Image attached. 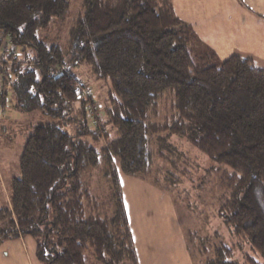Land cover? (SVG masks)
Wrapping results in <instances>:
<instances>
[{
	"label": "trees",
	"instance_id": "obj_1",
	"mask_svg": "<svg viewBox=\"0 0 264 264\" xmlns=\"http://www.w3.org/2000/svg\"><path fill=\"white\" fill-rule=\"evenodd\" d=\"M79 6L62 49L36 32L63 19L69 0H0V32L35 51L6 71V95L22 111L75 126L67 131L47 122L28 135L11 180V206L0 207V244L31 236L42 264H87V250L100 264H138L113 159L124 174L170 192L177 182L159 179L154 164L164 142L179 135L218 164L217 214L262 258L248 263L264 264V68L239 55L209 64L216 55L205 45L195 60L196 33L170 0ZM81 64L94 82L110 84L103 106L89 83L78 86ZM83 87L91 88L89 96L80 94ZM89 103L98 114L91 119ZM100 165L110 188L104 200L82 177ZM189 236L192 256L234 264L226 243L200 239L199 246Z\"/></svg>",
	"mask_w": 264,
	"mask_h": 264
},
{
	"label": "rangeland",
	"instance_id": "obj_2",
	"mask_svg": "<svg viewBox=\"0 0 264 264\" xmlns=\"http://www.w3.org/2000/svg\"><path fill=\"white\" fill-rule=\"evenodd\" d=\"M79 11V0H69V7L66 16L63 19L53 18L47 26L39 28L36 32L38 40L45 45L57 44L63 49L66 45V39L68 38L69 25L79 14ZM196 37L198 41L192 43L191 47L193 53L192 56L195 57V60H197L196 56L200 55L205 49V46L209 50H212L209 46L200 44V37L197 34ZM18 50H20L21 57H23L24 54H27L28 60L35 53L34 49L28 46H24L23 48L18 47ZM222 60L223 59L217 56L214 61H210L209 64H219ZM75 70L78 71V75L86 83H89L93 87L97 101L103 106L104 102L107 100V90L110 84L104 83L101 80L94 82L91 78L92 76L89 69L84 64L76 67ZM4 99L6 110H8L11 115V111L14 109L11 92H8ZM166 107L167 105L164 106L163 109L166 110ZM20 113L23 115V119L16 121L18 129L13 130L16 138H14L13 135L7 137L2 134V136L7 137V143L9 144V148L3 153L15 156V163L19 158L17 155L18 151L21 150L20 148L18 149V142L22 138L25 140L26 136H28L37 125L53 122L62 125L67 131H73L75 127L73 122H63L58 118L52 119L37 110L30 112L20 110ZM16 114H19V112ZM61 122H63V124ZM109 132V135L112 137L114 134L113 131ZM163 145L165 146L163 152L164 155L160 157L157 156V164H154L156 174L161 180L166 178L167 185H173L175 181L177 182L173 185L174 187L170 192L162 191L165 197L163 201L157 199V201H153V204L151 203V206L153 205L155 209L157 207V209L159 208L163 212L165 209L160 207V204H168L167 212L171 211L173 214L171 221L167 215L165 226L163 225L164 229L161 232L163 235L167 234V238L169 239H158L157 243L154 241L152 242V246H155L153 247L154 250L165 249L167 251V254L161 255L165 264H185L186 250L184 244H187V242L189 243V233H192L194 242H198L199 246L200 239L207 240L213 244L220 240L229 245L233 250L232 259L234 264H249L248 258L261 262V256L251 248L248 241L235 235L232 228L227 226L223 222V219L217 214L219 207L217 203L218 197L212 188L215 179L214 172L218 167V164L210 160L206 154L190 145L184 137L179 135H172ZM9 166H12V159L9 162ZM113 168L116 171L120 188L123 187L126 191V197L128 198L129 203L130 201L137 200V195L132 193L133 191L136 192L137 189L134 185L138 186L139 182L151 184L137 176L124 174L120 169L117 157L113 159ZM103 174L104 171L101 165L95 170L90 169L82 174V177L89 183L92 194L102 198V200L110 194L108 178ZM170 178H174V180L171 179L174 182L173 184H169ZM157 193L159 195V192ZM165 194L170 197V200ZM1 197H3L2 192H0V202L2 199ZM167 201H170L171 204ZM135 202L137 205L144 204L147 208L149 201L142 198L141 202H138V200ZM142 208L143 206L139 209V212H142ZM140 216L142 217V214ZM142 218L145 220L146 217ZM148 227L149 225L142 227L143 232L140 234L142 242L138 244V250L140 253L142 250H145V245L148 246L150 244L148 238L150 236L147 235H153L155 230L152 225H150L149 229ZM165 230L166 232H164ZM145 235L147 238L144 237ZM182 246H184V249H182ZM169 250L172 251L171 258H168ZM84 255L87 264H100L92 258L90 250H87ZM189 261L190 264H205L202 258L197 255L193 257L191 256Z\"/></svg>",
	"mask_w": 264,
	"mask_h": 264
},
{
	"label": "crops",
	"instance_id": "obj_3",
	"mask_svg": "<svg viewBox=\"0 0 264 264\" xmlns=\"http://www.w3.org/2000/svg\"><path fill=\"white\" fill-rule=\"evenodd\" d=\"M170 1L175 14L190 24L194 32L200 37V42L209 46L216 57L219 56L224 60L231 55H239L250 59L254 66L264 68V0ZM4 98L0 100V105L5 109L0 115V192L3 193L0 207H10V185L12 178L19 175V158L15 163V156L6 155L3 152L9 148L7 137L13 135L16 138L13 130L18 129L16 121L23 119V115L14 104V113L12 110L10 115L4 105ZM18 112L19 114H16ZM2 134L7 137L2 136ZM26 139L23 140L22 138L18 142V149H21L18 151V157H20ZM11 159L12 166L10 167ZM134 186L137 189L136 192L133 191L132 193L137 195L138 202H141L142 198L149 201L147 208L144 204L137 205L135 202L137 200L129 203L126 191L121 187L138 264H165L161 255L167 254V251L165 249L154 250L153 247L155 246H152V242L157 243L158 239H169L167 234L163 235L161 232L164 229L163 225L165 226L167 215L171 221L173 214L171 211L167 212L168 204H160V207L165 209L164 212L157 207L155 209L153 205L151 206V203L153 204V201H157V199L164 200L162 189L146 182H139L138 186ZM167 198L170 200V197L167 196ZM167 202L171 204L170 201ZM142 206V212H139ZM141 214L142 217H146L145 220L140 216ZM148 225V229L152 225L155 230L153 235H147L150 236L148 237L150 244L145 245V250L140 253L138 250V244L142 242L140 234L143 232L142 227ZM147 236L144 237L147 238ZM184 246L186 250L185 264H190L189 260L192 255L189 252L188 244L185 243ZM35 251L36 241L31 236L4 240L0 244V264H42L37 259ZM168 253V258H171L172 251L169 250Z\"/></svg>",
	"mask_w": 264,
	"mask_h": 264
},
{
	"label": "built area",
	"instance_id": "obj_4",
	"mask_svg": "<svg viewBox=\"0 0 264 264\" xmlns=\"http://www.w3.org/2000/svg\"><path fill=\"white\" fill-rule=\"evenodd\" d=\"M20 57V50H18L17 45L12 41L11 36L3 34L0 32V100L6 95V81H5V73L10 70V67L16 63L18 58ZM84 83L83 79H79L77 84L78 86H82ZM92 90L88 87H83L80 90V94L82 96H89ZM94 104L89 103L87 106L88 117L94 118L97 116V111ZM3 106L0 105V115L4 112Z\"/></svg>",
	"mask_w": 264,
	"mask_h": 264
}]
</instances>
